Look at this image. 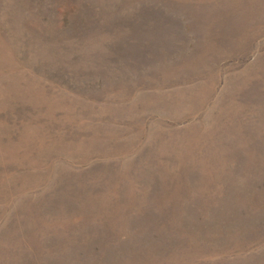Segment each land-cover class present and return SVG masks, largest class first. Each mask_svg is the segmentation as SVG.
<instances>
[{
	"label": "rangeland",
	"instance_id": "1",
	"mask_svg": "<svg viewBox=\"0 0 264 264\" xmlns=\"http://www.w3.org/2000/svg\"><path fill=\"white\" fill-rule=\"evenodd\" d=\"M0 264H264V0H0Z\"/></svg>",
	"mask_w": 264,
	"mask_h": 264
}]
</instances>
